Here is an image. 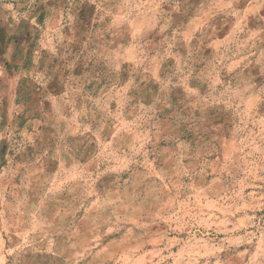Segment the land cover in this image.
Listing matches in <instances>:
<instances>
[{"label": "rangeland", "instance_id": "rangeland-1", "mask_svg": "<svg viewBox=\"0 0 264 264\" xmlns=\"http://www.w3.org/2000/svg\"><path fill=\"white\" fill-rule=\"evenodd\" d=\"M0 264H264V0H0Z\"/></svg>", "mask_w": 264, "mask_h": 264}]
</instances>
